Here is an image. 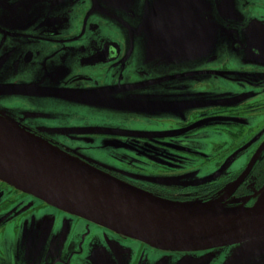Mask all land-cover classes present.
I'll list each match as a JSON object with an SVG mask.
<instances>
[{
  "label": "flooded vegetation",
  "instance_id": "obj_1",
  "mask_svg": "<svg viewBox=\"0 0 264 264\" xmlns=\"http://www.w3.org/2000/svg\"><path fill=\"white\" fill-rule=\"evenodd\" d=\"M48 1L50 2L0 0V110L20 112L17 114V120L10 119L2 112L0 116L23 129L28 126L25 122L32 121L25 115L35 107L21 97L37 100V96L43 98L51 94L52 91L42 86L45 84L44 79L66 78L70 80L71 86L73 83L96 84L98 79L109 83L108 78L112 76L130 77L138 74L137 77L141 78L140 68L136 66L137 46L134 41L143 30L154 26V23H146L142 18L136 19L137 16L130 7L131 0ZM213 1L220 4L219 10L209 7L211 11L207 12L214 13L217 19L210 20L207 17L205 30L211 37H216L226 30L231 31L229 36L238 59H217L216 63L223 64L215 70L205 71L219 74L237 71L238 76L245 72V78H238L236 83L239 88L241 86L249 90L251 99L243 105L232 103L200 109L192 116L194 118L191 121L179 124L177 129H174L176 133L172 135L177 138L194 136L209 127L223 130L230 142L226 141L220 145V149L225 150V155L222 154L224 161L220 164L225 163L226 168L231 163L233 165L231 164L229 173L225 171L209 181L196 185L170 186L168 190L161 191L164 196L159 193L154 195L180 201L223 198V203L229 206L251 207L256 202L254 196L264 185V147L242 182L235 189L232 187L264 144V127H247L249 117L264 113V0ZM46 3L50 7L43 16L37 17L29 8V5ZM177 3L179 6L187 5L182 8L199 6L195 0H178ZM165 5L163 0H157L156 14L161 11V6ZM56 8L59 11L54 13ZM75 9L85 13L80 29L75 25L70 26L66 20V13ZM52 47L58 50L50 57ZM243 48L245 50L241 51ZM207 58L214 60L211 55ZM243 62H247L250 67L244 68L240 73L239 67ZM37 125L39 124L30 123L29 126ZM28 132L42 140L45 138L46 131L41 129ZM170 142L177 145L188 141L172 139ZM48 143L125 183L148 190L143 184L111 173L75 153ZM230 186L229 192L222 193ZM0 195L3 197L0 205V249H4L2 260L8 258L10 264H92L91 260L99 255H112L109 249L110 240L102 233H95L90 237L89 231L71 230V226L75 229L80 227L76 228L70 224L68 218L86 221L85 219L54 208L3 181H0ZM15 219H19L18 222ZM78 225L81 226L80 222ZM17 230H20V237L21 234L24 235L20 239L16 236ZM121 238L128 241L127 238ZM17 241V246L24 248L25 252L22 254L17 251ZM32 243L37 244L33 253ZM141 244L144 246L143 250L149 252H142L145 257H149V262L164 259L163 251ZM140 260L143 261L139 259V263ZM3 262L0 261V264Z\"/></svg>",
  "mask_w": 264,
  "mask_h": 264
},
{
  "label": "rangeland",
  "instance_id": "obj_2",
  "mask_svg": "<svg viewBox=\"0 0 264 264\" xmlns=\"http://www.w3.org/2000/svg\"><path fill=\"white\" fill-rule=\"evenodd\" d=\"M156 1L131 0L130 4L136 19L154 23L134 41L137 46L136 66L140 68L141 78L137 77L138 74L112 76L108 78L109 83L98 79L96 84L73 83L70 86V80L52 77L44 79L42 85L52 91L51 94L43 98L37 96V100L21 98L35 107L25 115L32 120L25 122L28 125L25 130L46 131L44 140L111 173L143 184L152 194L163 195L161 191L170 186L196 185L225 171L229 173L232 163L228 168L225 163L220 164L224 161L222 154L225 155L220 145L230 142L225 131L209 127L189 137L177 138L172 134L176 133L174 129L179 124L191 121L200 109L232 103L243 105L249 101V90L239 88L236 81L245 78V72H241L250 66L247 62L241 63L239 72L243 76H238L237 71L229 74L205 71L215 70L223 64L216 63L217 59H238L229 36L231 31L211 37L205 30L207 17L217 19L214 13L207 11H211L209 7L219 10L218 2L195 0L199 6L182 8L187 5L179 6L178 0H163L166 5L161 6V11L156 14ZM49 7L47 3L29 5L37 17L46 14ZM57 11L56 8L54 13ZM84 17L85 13L78 9L66 13L67 23L78 29ZM55 50L58 49L52 47L50 57L56 54ZM210 55L214 60L207 58ZM0 112L12 120H17V114H20L6 109ZM249 118L248 128L264 127V113ZM30 123L39 125L29 126ZM172 139L188 142L173 145ZM2 198L0 195V205ZM15 220L18 222L19 219ZM68 222L80 227L75 229L68 225L72 231H89L90 237L95 233L105 235L110 240L112 255L109 258L116 264L117 257L123 259L122 264H264V253L249 257L238 255L242 245L177 254L163 251L164 259L149 262V257L142 254L144 246L138 241H124L82 219L70 217ZM59 229L58 226L57 231ZM19 231L18 239L24 236L21 234L20 237ZM36 247V243L31 244L32 253ZM3 251L1 248L0 261L10 264L8 258L2 260ZM17 251L19 254L25 252L20 245ZM139 259L143 261L139 263Z\"/></svg>",
  "mask_w": 264,
  "mask_h": 264
},
{
  "label": "water",
  "instance_id": "obj_3",
  "mask_svg": "<svg viewBox=\"0 0 264 264\" xmlns=\"http://www.w3.org/2000/svg\"><path fill=\"white\" fill-rule=\"evenodd\" d=\"M263 147L233 189L249 173ZM0 180L54 208L156 250L200 252L242 245L241 257L264 253V187L251 207L229 206L223 198L174 201L72 157L1 116ZM110 259L105 254L91 261L116 264ZM117 259V264H122L123 259Z\"/></svg>",
  "mask_w": 264,
  "mask_h": 264
},
{
  "label": "trees",
  "instance_id": "obj_4",
  "mask_svg": "<svg viewBox=\"0 0 264 264\" xmlns=\"http://www.w3.org/2000/svg\"><path fill=\"white\" fill-rule=\"evenodd\" d=\"M263 187H264V185H263ZM263 187H262V188H263ZM262 188H261V189H262ZM259 191H260V190H259ZM259 191L257 192V195H258ZM257 195L254 196V199H256L255 197H257ZM214 199H218V198H214ZM210 200H212V199H210ZM210 200H207V201H210ZM174 201H180V200H174ZM197 201H202V200H197ZM207 201H203V202H207ZM180 202H188V201H180Z\"/></svg>",
  "mask_w": 264,
  "mask_h": 264
}]
</instances>
